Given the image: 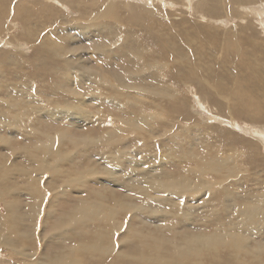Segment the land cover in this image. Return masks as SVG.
<instances>
[{
	"label": "bare ground",
	"instance_id": "1",
	"mask_svg": "<svg viewBox=\"0 0 264 264\" xmlns=\"http://www.w3.org/2000/svg\"><path fill=\"white\" fill-rule=\"evenodd\" d=\"M134 1L138 3L137 9L132 13L136 16L135 21H129L122 13H119V9L116 8L114 1L111 0L105 6L98 9L96 14L97 19L92 21V23H87V20V22L84 21L86 23L82 22L80 26H65L66 30L68 29L69 31L81 29L76 30L77 32L73 31L76 34H83L87 37L92 30L100 32V30L106 29L112 31V33L107 31V33L99 35V38L104 39V44H109L113 40L117 52H112L111 47H107L106 52L109 50L107 53L103 51H101L102 53H96L97 57L99 55L105 56L107 62L112 60L113 53L120 56L123 62H126L123 63V69L119 72L112 71V77L105 75L107 71L100 72L94 69L93 66L90 67V64L87 63L89 60L86 59H80L81 63H75L73 60L74 63L69 65V62H71L69 57L71 56L66 51V44L70 42L71 37L69 36L72 35L68 32V35L64 34L60 38L61 41L58 40L59 37L55 40H50L47 37L48 35L44 38L40 35L41 27L35 22L33 25L32 20L45 21L50 16L49 21H53L52 9L47 8L45 10L41 7L38 8L26 0H20L14 3V6L12 5V12H15V17L12 20L14 22L17 19L23 21L22 25L25 26L26 30V36L24 37L34 36L39 40V46L33 50V54L35 55V60L45 61V66L47 68L49 66L51 69L48 68L45 74L48 76L49 73L57 77V79H54L57 83L62 81L59 78L60 76L65 77L63 78L64 82L58 86L65 89L62 94L60 93L64 98L74 95L78 100V92L82 89L83 93L89 96L95 93L97 97L94 96L99 101L104 102L107 98L106 90L109 93V90L113 89L117 93V98L125 100L128 103L126 109L132 108V111L129 113L130 115H125H129V117L122 118L117 116L112 120H109L110 118L107 119V116L105 118V115L101 114L100 121L93 123L94 117H91V112H87L85 108H81L84 109L83 113L77 112L78 110L76 111V109L71 111L70 109L78 108L77 105L66 104L69 108H66L67 113L63 114L65 118H72V116L78 114L81 119L87 118L91 123L90 126L92 128L94 126L95 128L72 132L73 130L67 127V130L64 131L65 133H58V130L43 127L40 131L36 128L34 118L30 115L31 109L22 113L21 99L18 102L14 101V103L12 99L6 98L10 95L22 97V95L26 94V102L28 101L31 92H29L25 83L20 81L21 88L17 87V90L14 91L12 90L10 77L8 76L9 73L17 75L16 78L19 77L20 73H22L21 77L23 74L27 75L28 73L22 71L23 63L19 61L13 67L12 65L17 60L15 54L11 56L5 53L4 55H0V92L6 96L0 99V200L5 201V205L8 208L7 217H4V214L0 211V245H3L8 251L15 253L18 259L17 264H264V198H256L254 194L250 195L249 198H245L242 204L237 203L240 205L236 206L235 212L231 214V218L227 221H221L219 212L208 206L209 210L203 213L207 220H204L200 227L188 225L192 229L187 232L180 231L169 234L172 227H177L174 224L175 220H172L173 224L163 227H151L149 223L136 224V222H140L138 216L143 210H146L145 203L154 202V200L162 201V199L154 196L152 192L163 193L170 190L167 193L174 195L173 199L164 198V201L167 200V202L172 203V207L176 211L174 217L177 216L179 226H187L197 212V207L189 204L187 196L182 195L186 189L181 185V175L171 174L174 177L169 179L170 174H161L159 171L161 160L158 158L157 153L154 150L147 153L148 150L156 148L153 142V146H150L151 148L148 147L149 140L154 136L151 128V125L154 124L153 122L160 120L165 124L168 120L163 115L166 113H173L172 115L175 120L180 116L187 120L192 119V115L191 113L189 114L186 107L188 98L178 94V91L183 89L182 86L196 81L202 90L215 88L223 92V95L231 100V102L229 101L231 104L229 110L231 112L229 113L232 117L231 119L245 116L247 119L255 120L258 118L257 116L264 112V23H260L263 33H259L253 26H250V29L246 31H244L245 29L240 30L237 28L231 31L226 29V37H224L226 41L224 44L221 45L219 41H215L216 45H212L210 52L207 51L208 54L205 57L204 51L201 50L202 46L195 45L196 38L186 28L179 29L173 25L176 22L171 20L164 21L159 8L154 5L151 6V4L149 5L147 0ZM235 1H241L242 3L243 1H248L251 3L255 0H231V3L234 4ZM8 2L9 0H0V9L6 7ZM63 4H69V1L59 2L61 8L66 7ZM35 7L43 13L39 15L38 11H33ZM261 7H264V4ZM192 8L193 11L199 12L198 6ZM246 9L248 10V8ZM47 12L51 14L47 15ZM5 13L0 11V31L2 30V26L4 27ZM20 13L23 15L18 18ZM256 13L260 14V16L264 15V8H259ZM41 17H44V19L42 20ZM166 27L174 35V38L168 41L162 34ZM52 30H55V28ZM122 30L126 34L122 35ZM115 33L116 36L113 37L112 35ZM139 34H143L145 37ZM77 38L79 37H75L72 41L74 42ZM141 39L145 41L143 42ZM117 41L123 43L122 47L119 46ZM145 42L148 44H145ZM30 43L28 42L27 44ZM160 44H167L170 50L175 49L178 46L177 44H182L187 49L191 47V49L185 55L184 50L178 46L182 56L172 57L169 51L160 46ZM209 47L211 46L209 45ZM75 50H78L79 53L81 52L79 48H75ZM221 52L225 57L224 61L214 64L215 55L217 56ZM18 54L17 57H20L21 54L19 52ZM76 54L77 52H74V56ZM157 55H165L167 62L156 57ZM102 60L105 59L103 58ZM39 63L40 61L34 64L31 62L30 65L32 66L30 68L33 71L28 74L30 78L39 77ZM7 66L12 69L6 70ZM108 66L111 67V65ZM178 67H185L186 71H179ZM73 69L76 71L72 72ZM214 71H224L230 75L232 74L235 86L233 87L231 84L232 88H230L227 84V78L216 74ZM75 75L78 78L84 77V81L76 79L77 77L74 78ZM146 78H149L151 81L146 82ZM85 81L87 83H84ZM210 81L217 82L213 84ZM47 84H51L49 79L47 80ZM135 93H142L143 97H138ZM152 95L158 96L160 103L152 104L150 102L151 99L145 97L149 96L151 98ZM31 97V101L41 103V100L39 101L35 96L32 95ZM82 100L84 104L85 97ZM63 101L65 102V100ZM70 102L72 101L70 100ZM116 103H113V105ZM4 109H8L7 115L4 113ZM17 109L18 111L16 112ZM205 109H207L206 106ZM135 111L136 114L138 112L140 115L137 114L138 116L132 117V112L135 113ZM41 113H46L48 117L55 120L62 119V116L56 115L57 110L44 109L41 110ZM120 115L123 116L122 114ZM151 120L153 122H150ZM219 121L224 122L225 120L220 117ZM75 122H77V119L71 120L70 124ZM233 122L231 123L232 125ZM43 123H45V119H43ZM145 126L148 129L146 131L144 129ZM162 126L164 125L162 124ZM9 127L12 130L8 131ZM166 129L162 128L161 131L165 133ZM19 131L25 134L23 135V137L26 136L25 143H21L20 141L14 142L13 136H18L16 132ZM10 132L14 133V135L12 133L10 135ZM131 136H133V141L138 143L141 141L146 144H144L145 146L142 150V152L145 151L147 153L146 155L138 157L141 154L139 147H133L132 149L127 147L129 150L123 148L122 142ZM255 137H257L256 134ZM257 138L264 143L263 137L261 139ZM166 140L169 142L176 141L175 136H171ZM168 145L167 142H161V146L167 147ZM184 147L189 148L191 144L186 142ZM250 147L252 146L247 143L242 147L246 153V163L242 160L239 163L240 159L234 155L231 157V174L240 172L244 169L245 165L246 168L252 169V159H249L251 162H247L246 160L247 156L251 153H247L250 151L248 150ZM88 149L101 153L103 156L105 155L107 157L106 166L101 168L96 162L89 159L88 156L86 158L84 152L89 151ZM111 152L120 153L117 164ZM87 153L91 154L90 151ZM134 155L137 163L135 162V167L132 164V170L136 174H139V178L135 180V183L127 185L129 189L126 192H122L121 189H118L121 187V184L118 181L120 174L119 176L117 174L118 172H125L124 169L128 166ZM255 155L252 154V157L255 158ZM188 156V153L184 152L182 158H188ZM19 157L23 158L20 160ZM22 160L29 163L27 167L22 165ZM141 162L143 164L152 163L151 168L157 174L146 175L147 172L140 170ZM203 163L209 165L215 174H212L211 171H205L212 177L209 180L203 178L204 172L198 173L194 186L197 187L198 192L201 194H204L206 189L208 190V197L204 199V203L207 204L214 195L213 184L218 177V166L215 156L209 157ZM188 168L189 175L187 178L196 176L191 166H188ZM15 173L19 178L17 184L23 181L24 185L20 187L15 186V183L12 181ZM99 176H104L103 179L105 181L108 179L109 184H106L108 188L106 187L103 192L97 194L93 190V187H89L85 182L91 183L94 179L99 181ZM249 179L250 176L248 177ZM99 182L103 184L102 180ZM115 182L118 183V188L112 187V184ZM74 189L81 193L85 192L86 195L79 196L74 205H70L66 209L63 208L57 217V210L53 211L54 207L52 206L66 202L67 196L74 195L71 193ZM202 189H204L203 193ZM23 190L27 191L23 192ZM43 190H51L49 193L54 194V196L52 195L50 207L45 204L49 198L45 196ZM223 191L220 198L228 199V189L224 188ZM20 193L23 196L30 195L31 199L27 200L25 197L23 199L17 197ZM67 199L69 200V198ZM174 199H176L175 202H173ZM257 199H259L260 203L256 201ZM46 205L47 207H45ZM197 206L201 207L204 205L197 204ZM57 209H59L58 206ZM45 210L47 211L46 214ZM168 212L171 213V211ZM42 216L45 217L43 221ZM163 216L170 217L173 215L166 214L164 211ZM49 217H54V219L57 217V220L53 223L54 234H51L50 239H47L48 243L39 244L42 246L39 248L40 246L35 244L39 242H36V238H40L37 236V234H40L38 229L42 225V222L44 224ZM212 218L215 225L211 231H208L206 222ZM26 219L31 220L32 226L29 224L27 227L24 222ZM45 226H48V224L46 223ZM118 235L119 237H117ZM260 239L263 241L259 242ZM49 243H54L55 245L48 246ZM201 250H209L211 258H207V261L201 260L199 257ZM221 250H223L222 254L220 253ZM0 264L3 263L0 262Z\"/></svg>",
	"mask_w": 264,
	"mask_h": 264
},
{
	"label": "rangeland",
	"instance_id": "2",
	"mask_svg": "<svg viewBox=\"0 0 264 264\" xmlns=\"http://www.w3.org/2000/svg\"><path fill=\"white\" fill-rule=\"evenodd\" d=\"M19 1L20 0H9V2L7 4L8 6L6 5V7L0 9L1 12H4V13L6 12L4 23H3L4 27L2 26V30L0 31V55H4V53L8 54L9 56L15 54L16 55L15 58H17V60H16V62L14 61L15 64H13L12 66L14 67L20 61L23 63V65H22L23 70L22 71H25V73H28V74L31 71H33L32 68H30L32 66V65H30L31 62L34 64L35 62L40 61V63L38 64L40 72L38 74L39 77L35 76V77H33V79L30 78L28 76V74L27 75L23 74V76L21 77L22 73H20V72H19L20 74H19L18 78H16L17 75H15V74L13 75V74L9 73V75H8L10 77L11 86L13 87L12 90H14V91L17 90L16 89L17 87L21 88V82L20 81L25 83L29 92H31L27 102H26V97H25L26 94L22 95V97L10 95L12 97L11 98L10 96L6 97L4 95V93L0 92V99H2V97L3 98L6 97L9 99H12L13 102L14 101L18 102L21 99V101H22L21 103H22V107H23L22 113H25L29 109H31L30 115L34 118V121L36 123L35 126L40 131L42 130L43 127H46L48 129H51V130H58V133H65L64 131L67 130V127H70V129L73 130L72 132H76V131L79 132V131H84V129L87 130V129L95 128L94 126H93V128L90 126L91 123L89 122V120H87V118L81 119L78 116V114L75 116H72V118L71 117L65 118L63 116V114L67 113L66 108H69V106H66V104H70V105L72 104L73 106L75 104L77 105L78 108L70 109L71 111H74L76 109V111L78 110L77 112L80 111L83 113L84 109H81V108H85L87 110V112L88 111L91 112L92 113L91 117H94L93 123L100 121L101 114H104L105 118L107 116V119L110 118L109 120H112L114 117H117V116L122 117V118L129 117V115H130L129 113H131L132 108L126 109V107L128 106L127 105L128 103H126L125 100H120L119 98H117V93L114 92L113 89H110L109 93H108V90H106L107 98L105 99L104 102L99 101L96 98L97 96L95 95V93H92L93 95L89 96L88 94L86 95L85 93H83L82 89H80L81 92L80 91L78 92L79 93V96H78L79 99L78 100H77V98H75L74 95H71L67 98H64L61 95L65 89H62L58 86L60 83L64 82L63 78H65V77L60 76L59 78H61L62 81H59V83H57L54 80V79H57V77H54V75H51L49 73H48V76L45 74L48 71L47 69L49 68V66H48V68H47V66H45L46 65L45 61H41V60H37V59L35 60V58H34L35 55L33 54L34 53L33 50L39 46V43H38L39 40H37L34 36H29L27 38L24 37V36H26V30H25V26L22 25L23 21L21 19H17L16 22H14L12 20V18L15 17V12L14 11L12 12V10H13L12 5L14 6V3H17ZM26 1L31 3L32 5H36L38 8L41 7L42 9H45V10L47 8L53 10V15H52L53 21L52 20L49 21L50 16H48V18H47L48 21L47 20L35 21V19L32 20L33 25L35 22L38 26L41 27L39 33L43 38L48 35L47 37H49L50 40L51 39L55 40L59 37L58 40L61 41L60 38L64 34L68 35V33H69L70 35H72V36H69V37H71L70 42L68 44H66V47H67L66 51L69 53V56H71V57H69V59H71V62H69V65L74 63L73 60L75 61V63H81L80 59H82V60L86 59V60H89L87 63L90 64V65L88 64L90 67L93 66L94 69H96L100 72L107 71V72H105V75H110V76L113 73L112 71L119 72L120 70L123 69V63H126V62L125 61L123 62V60L120 58V56L113 53L112 60H109V62H107L105 56L99 55L98 56L99 58H98L97 54H96L97 52H101V51L106 52L107 47L108 48L111 47L110 49L112 52H117V49L115 50V44H114L113 40L111 42H109V44L108 43L104 44L105 43L103 41L104 39L99 38V35L101 36L102 34L107 33V31L109 33H112V31H109L106 29L100 30V32L92 30V32L89 33V36L87 37V36H84L83 34L79 35V34L75 33V32H77L76 30H81V29H73L75 32L73 30H71L72 31V34H71V31H69L68 29H67L68 30L67 31L65 28L66 25H68V27L80 26L82 24V22L86 23L87 20H88L87 23H89V22L92 23V21L97 19L96 14H97L98 9L102 6H105L107 4V2L111 1V0H75V2H74V0H67V1H69V4H63L64 6H66L65 8H63V7L61 8V6L59 5V2L62 3V1L64 2L65 0H61V1L60 0H56V1L55 0H45V2H44V0H37V1L36 0H32V1L26 0ZM112 1H114L116 8L119 9V13H122L123 16L125 18H127L129 21H135L136 16H134L132 13H134V11L137 9V6H138L137 1H134V0H112ZM159 1L158 0H156V1L155 0L154 1L153 0L152 1L147 0L149 5L151 4V6L154 5L157 8H159V11H161V14L163 16L162 18L164 21L167 22V21L171 20V21L176 22L173 25L178 27L179 29L186 28L187 31L189 33H191V35L193 37L196 38V44L195 45H197L199 47H201V46L203 47V48L201 47V50L204 51L203 54L205 57L207 56L208 52H210L212 45L213 46L216 45L215 41H219V43L221 45L224 44V42L226 41V38H224V37H226L225 36L226 32H227L226 29H229L231 31L232 29L237 28L240 30L245 29L244 31H246L247 29H250V26H253L259 33L260 32L263 33V28L260 25L262 23H264V15L260 16V14H257L256 12L259 10V8H264V7H261V5L264 4V0H255L251 3L248 1L242 0L243 3L241 1H238V2L235 1L234 4L231 3V0H190V1L189 0H159ZM188 3L190 4L191 7L189 6ZM43 5H45V6L43 7ZM129 6H130V8H128ZM194 6H198L199 12L193 11L192 7H194ZM246 8H248V10ZM34 10L38 11L36 7H35V9H33V11ZM86 12H87V14H85ZM38 13H39V15H41L43 12L41 10H39ZM48 14L50 15L51 13L47 12V15ZM204 14H205V16H204ZM22 15L23 14L20 13L18 18H20ZM202 16H204V17H202ZM41 19L43 20L44 17H41ZM78 19H82L83 21L78 20ZM84 21H86V22H84ZM42 24L44 25L43 27H42ZM52 27L55 28V30H52L53 29ZM95 28H98V27H95ZM103 28H107V27H103ZM221 31H222V33H221ZM122 32H123L122 35L126 34V32L124 30H122ZM23 34H25V35H23ZM162 34H163V37L167 41L169 39L174 38V35L171 34L170 30L167 27L162 32ZM139 35L144 36L143 34H139ZM112 36L113 37L116 36V33L113 34ZM75 37H79V38H77L73 42L72 39H74ZM113 37H112V39H113ZM138 39H139V36H138ZM142 41L144 42L145 40H142ZM28 42H31V43L27 44ZM117 42H118L119 46L122 47L123 43L121 41H117ZM93 43H95V44H93ZM145 44H148V43L145 42ZM31 45H32V47H31ZM177 45L184 50L185 55H187L189 53L188 50L191 49V47H188L189 49H187L186 46H184L182 44H177ZM209 45L211 47H209ZM34 46H36V47H34ZM157 46H159V45H157ZM160 46H163L164 49L168 50L172 57H181L182 56L181 51H180L178 46H176V48L173 50L172 49L170 50L168 48L167 44H160ZM204 47H207V48H204ZM75 48L81 49V52H80L81 54L79 53L78 50H75ZM127 49H129V48H127ZM204 49H206V50H204ZM69 50H71L72 52ZM108 51L109 50H107V52ZM205 51H206V54H205ZM18 52L21 54L20 57L19 56L17 57V55H19ZM74 52H77V54L75 56H74ZM221 53L219 55L217 54V56L215 55L214 64L224 61L225 57H224L223 53L222 54ZM91 54H93V55H91ZM221 55H223V56H221ZM100 57L102 59L104 58L105 60H102ZM156 57L167 62L165 55L164 56L163 55H157ZM57 60H60V59H57ZM103 62H105V63L103 64ZM110 62H111V64H110ZM113 63H115V64L113 65ZM42 65H44L43 68H42ZM108 65H111V67ZM114 66L119 68V69L115 68ZM8 69L10 70L12 68L7 66L6 70H8ZM178 70L184 72V71H186V68L185 67H178ZM75 71H76L75 69L72 70V72H75ZM42 73H44V74H42ZM106 73H108V74H106ZM215 73L220 75V76L227 78V80H228L227 84L230 88H232V86L233 87L235 86L233 83L234 76L232 74L230 75L224 71H217ZM74 78L81 79L84 81V79H83L84 77L78 78V76L75 75ZM18 79H20V80L18 81ZM48 79H49V81H51L50 85L47 84ZM221 79H223V78H221ZM150 81L151 80H149V78L148 79L146 78V82H150ZM211 82L213 84H216L217 81L216 82L210 81V83ZM84 83H87V81H85ZM42 84H44V85H42ZM231 84H232V86H231ZM182 87H183V89L181 91H178V94L180 96H184V97L188 98V102H187L186 107H187V110L189 111V114L191 113L193 121H192V119H190V120L184 119V117H182V116H180L177 120H175L173 115H172L173 113H166L163 115L164 118L168 120L165 122V124L163 121L161 122L160 120L159 121L161 123L159 121L153 122V120H151L150 122L154 123V124L151 123L152 124L151 128H152V132H153L154 136L152 137V139L149 140V142L151 144L149 143L148 147H150V146L152 147L153 143H155L156 148L148 150L147 153L151 152L152 150H154V152L157 153L158 158L161 160V167L159 169L161 174H167V173L170 174L169 179L174 177V175H171V174H175V175L180 174L181 175V185H183V187L186 189L182 193V195L187 196L189 204H191L193 206L195 205L197 207V212H196V214H194L195 216L192 218L190 223L187 224V226H185V227L179 226L178 225L179 220H178V218H176L177 216L174 217L176 211L172 207V203L167 202V200L164 201V198L165 199H173L174 195L171 193H169V194L167 193L170 190H168L167 192H163V193H158V192L153 193L152 192V194L154 196H157L158 199H162V201H159V200L155 201L154 200V202L145 203V209L146 210H143V212L138 216L140 219V222H136L137 225L149 223V224H151V227H153V226L163 227V226H168L169 224H173L172 220H175L174 224L177 227H172L169 234H171L173 232H180V231L187 232V231L191 230L192 228H190V227L194 226V225H197L198 227H200V225L204 222V220H207L203 213H204V211L209 210L208 206H210L211 208H214L216 211L219 212L221 221H227L228 219L231 218V214H233L235 212L236 206L242 204L243 200L245 198H249V196L252 194H254L256 198H261V199L264 198V148H263L264 143L262 141H259V139L257 138V137H259L261 139L263 137L262 139L264 141V112H262L261 115L257 116L258 118H256L255 120L247 119L245 116H240V118L234 117L235 119H231L232 117H231V115H229V113H231L229 111L230 105H231L230 104L231 100H230V98H226V96L223 95L224 94L223 92L218 91L215 88H209L208 90H202L199 88L196 81H192V82H190L187 85L182 86ZM102 89H104V88H102ZM131 91L133 93V89ZM42 93H44V94H42ZM59 94H60V96H59ZM139 94H140V96H139ZM32 95L35 96L39 101L41 100V103L31 101ZM135 95L138 97H143L142 93H135ZM154 96L155 95H152L151 98L149 96H145V97H147L148 99H151L150 102H152V104L158 103L160 100V99H158L159 97L155 96L156 97L155 98ZM59 97L62 98L63 100H65V102L62 99H60ZM70 97H72V98H70ZM84 97L86 100L87 99L88 100L87 101L85 100L84 104H83L82 99ZM67 99L68 100L70 99L72 102H70V100L68 101ZM113 100L115 102H117L116 103L117 105L116 104L113 105V103H115ZM78 101L81 103H79ZM23 102H25L24 105H23ZM160 105H162V104H160ZM205 106L207 109H205ZM63 107H65V108H63ZM8 109L7 110L4 109V113L6 115H7ZM44 109L57 110L56 115L62 116V119L55 120L54 118L48 117L46 113L42 114L41 110H44ZM126 110H128V111H126ZM17 111H18V109L16 110V112ZM113 112H115V113H113ZM118 112H120V113H118ZM120 114H122L123 116H121ZM126 114H129V115L125 116ZM137 114L140 115V113H138V112H137ZM137 114L135 111V113L132 112L131 116L132 117L138 116ZM220 117L223 118L225 121L220 122L219 121ZM43 119H45V123H43ZM76 119H77V122L70 124L71 120H76ZM232 122H233V125L231 124ZM162 124L164 126H162ZM234 124H235V126H234ZM162 128H167L165 130V133H163L161 131ZM144 129H145V131L148 130L146 126L144 127ZM10 130H12V129H10V127H9L8 131H10ZM159 130H160V132H159ZM11 133L12 132H10L9 134L11 135ZM16 133L18 134V136H13L14 142L17 143V141H20L21 143H25L26 136L23 137V135H25V134L20 133V131L16 132ZM208 133H209V135H208ZM3 134L5 135V133H3ZM43 134H47V133H43ZM255 134L257 137H255ZM12 135H14V133H12ZM171 136H175V139H176L175 142H169L168 140H166L167 138H169ZM19 137H21L22 139ZM132 137L133 136L129 137L126 141L122 142L123 148L125 150H129L127 147H129L130 149H132L133 147L134 148L139 147L140 148L139 152L141 154H139L138 157H142V156L146 155L147 153L145 151L142 152L143 147L146 144L141 142V141H140V143L135 142V141H133ZM156 141H157V143H156ZM162 141L167 142L169 145L167 147L161 146ZM186 142L190 143L191 147H189V148L184 147ZM135 143H137V144H135ZM246 143L250 144L252 146V147L248 148V150H250V151L247 153H250V152L251 153L246 158L247 162L252 161V164H251L252 169L246 168V165H245L244 169L241 170L240 172H236L234 174H231V157L234 155L240 159L239 163L241 162V160L244 162L245 157H246V153L244 152L242 147H244V145ZM138 144H139V146H138ZM175 149H176V151H174ZM88 150L91 152V154L89 155V153H87L89 151L84 152L86 155V158L88 156L89 159L96 162L97 165L101 168L106 166L107 157L105 155L103 156L101 153L92 151V149H88ZM252 151H253V153H252ZM184 152L188 153V155H189L188 158H182ZM111 153L114 156V158L116 159V161H117L116 164H117L119 157H120V153L119 152H111ZM9 154H10V150H9ZM252 154H256L255 158L252 157ZM212 156L216 157V162H217V166H218V177L213 184V191H214V195L212 197L213 200L211 199V201L206 204V203H204V199H206L208 197V190L206 189V192L204 194H201L198 192L197 187H195L194 184H196L195 179H196V177H198L197 174L200 172H204L203 178H205V179L207 178L209 180L212 179L211 175L206 173V172L211 171L212 174H215L213 172V169L209 165L203 163L209 157H212ZM22 158L23 157H21L20 160ZM18 159H17V161H19ZM249 159H252V160L250 161ZM135 162L137 163V159L134 155V157L131 159V161L128 164L129 167L127 166L124 169L125 172L124 173L118 172V174H117L118 176L120 174V178L119 177H117V178H119L118 181L120 182L121 187L118 188L119 186H118V183H116V182L112 184V187L121 189L122 192H126L129 189V188H127V185L129 183H135V180L137 178H139V174L138 173L136 174L134 172V170H132V164H133V167L136 166ZM245 163H246V161H245ZM27 164H29L27 161H23L22 165H25L27 167L28 166ZM151 165H152V163L143 164V162H141L140 170L147 172L146 175H156L157 172L153 171V168H151ZM247 165H249V164L247 163ZM188 166H191V169L195 173L196 176H191V177L187 178V176L189 175ZM5 169H7V168H5ZM207 174H208V176H206ZM249 176H250V179L248 180ZM129 177H131V178H129ZM251 177L255 178V179H252ZM103 178H104V176H99V178H98L99 181L100 180L103 181V184H101V182L97 181L96 179H94V180L92 179L93 181H91V183L87 181V183L85 182V184H87L89 187H93V190L95 191V193L98 194V193L103 192L106 187L108 188V186L106 184H109V181H108V179H107V181H105ZM205 179H203V180H205ZM12 181L15 183L16 187H20L21 185L25 184L23 181L21 183L19 182V184H17V182L19 181V178L16 176V173H15V176L13 177ZM82 184H84V183H82ZM224 188L228 189V199H221L220 198L221 193L224 192L223 191ZM203 190L204 189H202V193H203ZM26 191L27 190H23V192H26ZM43 191L45 192V196L49 198L48 200H46L45 204H47L50 207V204H51L50 202H51V199L53 198L54 194L49 193V192H51V190L50 191L43 190ZM71 193H73L74 195L73 196H67V198H69V200L71 199L70 201L66 198V202H62L63 204L60 203L58 205L52 206V207H54L53 211L57 210V217L62 212L63 208L66 209L68 206L74 205L76 199L79 198V196L86 195L85 192L81 193V192H78L76 189L72 190ZM164 195H166V196H164ZM17 197L22 198V199L25 197V199H27V200L31 199L30 195L23 196L22 193L18 194ZM26 197H28V198H26ZM67 200H68V202H67ZM175 201H176V199L173 200V202H175ZM256 201L259 202V199H257ZM237 203H240V204H237ZM197 204H201L204 206L198 207ZM47 205L45 207H47ZM57 206L59 207V209H57ZM52 207H51V210H52ZM263 210H264V208H263ZM0 211L4 214V217L8 216V215L6 216V214L8 213V208L5 205V201L0 200ZM164 211L166 212V214H172L173 216H170V217L163 216ZM168 211H171V213H169ZM46 213H47V211L45 210V214ZM22 214L25 215L24 212H22ZM57 217H56V219H54V217H52V218L49 217L44 222V224L42 222V225L39 227L38 231L40 232V234H37V236H39L40 238L35 237L37 240L36 242L39 241L38 243H35L38 246H40L39 248L42 247L41 245L43 243L44 244L48 243L49 241L47 242V239H50L49 237L51 236V234H54V226H53L54 224L53 223L57 220ZM44 219H45V217L42 216V221ZM24 222L27 225V227L29 226V224L32 226V222L30 219H26ZM46 223L48 224V226H45ZM188 225H191V226L189 227ZM214 225H215V222H214L213 218L206 222V226H207L208 231H211V229L214 227ZM31 229H32V227H31ZM34 230H35V228H34ZM117 237H119V235ZM263 240L260 239L259 242H261ZM50 243L48 246L55 245L54 243L53 244H50ZM39 244H41V245H39ZM8 252L11 254H9ZM220 253L222 254L223 250H221ZM199 254H200L199 257L201 258V260L207 261V258H211L209 250H204V251L201 250L199 252ZM186 257H187V255H186ZM19 260H21V259H19ZM0 262H2L3 264H17L18 259L16 258L14 252L12 253L11 251H8L3 245H0ZM204 264H206V263H204Z\"/></svg>",
	"mask_w": 264,
	"mask_h": 264
}]
</instances>
